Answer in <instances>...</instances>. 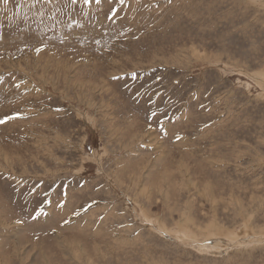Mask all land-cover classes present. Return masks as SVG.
Instances as JSON below:
<instances>
[{
  "label": "rangeland",
  "instance_id": "374dc122",
  "mask_svg": "<svg viewBox=\"0 0 264 264\" xmlns=\"http://www.w3.org/2000/svg\"><path fill=\"white\" fill-rule=\"evenodd\" d=\"M0 264H264V0H0Z\"/></svg>",
  "mask_w": 264,
  "mask_h": 264
},
{
  "label": "snow or ice",
  "instance_id": "6c2138e0",
  "mask_svg": "<svg viewBox=\"0 0 264 264\" xmlns=\"http://www.w3.org/2000/svg\"><path fill=\"white\" fill-rule=\"evenodd\" d=\"M5 121L4 120H0V123H4Z\"/></svg>",
  "mask_w": 264,
  "mask_h": 264
}]
</instances>
